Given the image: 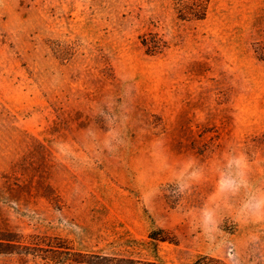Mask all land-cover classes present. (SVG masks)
<instances>
[{
	"label": "rangeland",
	"instance_id": "1",
	"mask_svg": "<svg viewBox=\"0 0 264 264\" xmlns=\"http://www.w3.org/2000/svg\"><path fill=\"white\" fill-rule=\"evenodd\" d=\"M202 1L0 0V264H264V0Z\"/></svg>",
	"mask_w": 264,
	"mask_h": 264
},
{
	"label": "clouds",
	"instance_id": "2",
	"mask_svg": "<svg viewBox=\"0 0 264 264\" xmlns=\"http://www.w3.org/2000/svg\"><path fill=\"white\" fill-rule=\"evenodd\" d=\"M226 167L229 169H232L233 167L237 169H246L247 163L246 159L243 155L239 157H232L227 159ZM240 189V185L237 184V182L234 179H228L226 178V174L221 172L220 174V180L218 182V191L224 192V191H231L233 193L238 192ZM241 214L243 215H255L264 217V198L254 201L253 199H250L248 202L244 203L241 207ZM204 217L206 221L213 222V218L209 215V213L204 212Z\"/></svg>",
	"mask_w": 264,
	"mask_h": 264
},
{
	"label": "trees",
	"instance_id": "3",
	"mask_svg": "<svg viewBox=\"0 0 264 264\" xmlns=\"http://www.w3.org/2000/svg\"><path fill=\"white\" fill-rule=\"evenodd\" d=\"M205 1L203 0L202 3H199L198 5L201 6V9L200 11H196L197 9H193V8H189L188 12L192 17H194L195 19L197 20H202L205 18V15H206V12L205 11V8H206V5L204 3ZM143 44L148 48V43H146L145 41H143ZM149 52L152 54V52L154 51H150ZM56 249H59V248H62V246L60 245H57V246H54ZM53 248V247H51ZM147 264H168V263H162V262H158V261H155V262H149ZM195 264H198V263H195Z\"/></svg>",
	"mask_w": 264,
	"mask_h": 264
}]
</instances>
